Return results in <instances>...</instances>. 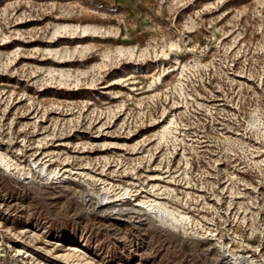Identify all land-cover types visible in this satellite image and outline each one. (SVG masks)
<instances>
[{
    "label": "rangeland",
    "instance_id": "obj_1",
    "mask_svg": "<svg viewBox=\"0 0 264 264\" xmlns=\"http://www.w3.org/2000/svg\"><path fill=\"white\" fill-rule=\"evenodd\" d=\"M254 113L264 0H0V264H264Z\"/></svg>",
    "mask_w": 264,
    "mask_h": 264
},
{
    "label": "bare ground",
    "instance_id": "obj_2",
    "mask_svg": "<svg viewBox=\"0 0 264 264\" xmlns=\"http://www.w3.org/2000/svg\"><path fill=\"white\" fill-rule=\"evenodd\" d=\"M158 79H161V74L157 77ZM181 83H183L181 81ZM183 89V87H182ZM251 125H253L256 129L260 130L262 134L264 135V121L259 116L258 113H254L252 117V121L250 122ZM177 125L175 117L171 118V120L163 126V131L161 133V137L164 140L169 139V137L174 136L175 140L178 139L177 135ZM0 161L1 163L8 168L10 166L8 159H6V156L0 152ZM39 171L42 174L50 175L52 172L48 171L47 164L43 163L41 165L38 164ZM130 195V189L125 188V191L123 193H120L116 195L117 197L114 198L112 195H110V188L104 187L103 193L100 196V199L102 201L108 202H115L117 200H122ZM118 204H113L112 207H117ZM140 206L139 210H145L147 212L152 213L158 220L166 226L170 227H176L179 225L185 226L186 221L190 220V216L186 213L180 211L176 208H170L165 202L159 201L158 199H145L142 198L139 200L138 204ZM234 254V253H233ZM233 259L242 261V259H245L247 261V264H259L258 262L251 260L249 261V258L244 255L236 256L233 255Z\"/></svg>",
    "mask_w": 264,
    "mask_h": 264
}]
</instances>
